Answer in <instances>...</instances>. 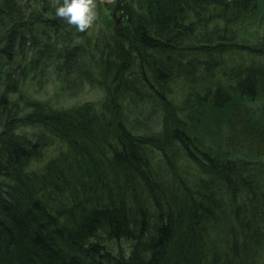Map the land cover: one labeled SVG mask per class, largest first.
I'll list each match as a JSON object with an SVG mask.
<instances>
[{
    "label": "trees",
    "instance_id": "obj_1",
    "mask_svg": "<svg viewBox=\"0 0 264 264\" xmlns=\"http://www.w3.org/2000/svg\"><path fill=\"white\" fill-rule=\"evenodd\" d=\"M262 5L119 0L120 26L85 50L112 99L62 109L18 102L16 93L28 67L56 64L61 75L93 80L80 61L84 45H70L78 34L55 16L54 0H0V264H264L260 170L216 160L264 157V63L238 70L234 84L186 96V125L185 111L165 97L174 74L193 83L212 77L218 53L235 45L223 25ZM39 46L44 55L30 53ZM124 93L128 103L154 96L158 107L130 117ZM200 122L214 138L207 149L190 136ZM52 139L64 150L42 163ZM179 155L208 178L190 184ZM208 226L227 227L222 248H204Z\"/></svg>",
    "mask_w": 264,
    "mask_h": 264
},
{
    "label": "rangeland",
    "instance_id": "obj_2",
    "mask_svg": "<svg viewBox=\"0 0 264 264\" xmlns=\"http://www.w3.org/2000/svg\"><path fill=\"white\" fill-rule=\"evenodd\" d=\"M104 1L106 0H95V9L98 16L96 24L85 33L78 34V36L74 37L70 42L71 46L74 42L82 43L84 45V54L80 56V61L83 63L84 67H87V69L92 72L91 75L93 80L86 79L87 76H85L84 73L79 77H77L78 75L73 76V71L70 72L71 74L68 76L64 74L61 75V72L57 71L56 64L45 69H41V66L38 65L34 70L29 69L28 67V74L22 78V81L18 85L16 99L17 97L22 96V98L17 99L18 102H47L54 108L61 107L62 109L87 103L98 108L104 99L111 97L113 86H111L108 91L109 95H106V85L103 82L99 69L95 67L93 68V64L90 62V56L85 54V50L89 51L95 49V45H99L105 38L109 37L114 28L113 26H120V24L114 25L118 19L121 20L118 12H112V8L116 7L115 0H111L107 4H105L106 2ZM113 13L115 16H113ZM223 27L226 31H230V36H232L231 42L235 45L231 48L227 46L225 51L218 53L220 56H217V62L220 61L221 64L213 68L214 66L211 63V69L208 72L212 77L206 78L202 81L195 80L196 83L188 81L182 73L178 75L174 74L169 77L166 84L167 93L165 94V97L167 101H169L168 104L175 107L178 111L184 110L186 96L188 99L192 97L195 99L197 95H204L206 91L205 89H208V87L215 88L216 86H226L228 83L234 84L239 76L236 74L238 70L243 71L246 66H249L250 64H256L259 62L264 63L263 5L259 8L257 13H251L242 23L237 21L231 24H224ZM244 45L247 47H244ZM100 46L102 45L100 44L99 47ZM36 49L37 48H33L30 50V53L33 55L34 52L36 55H39V53L40 55L45 54L44 49L41 46L38 47L37 52L35 51ZM29 57L30 56H28V58ZM49 62L50 61L46 60L44 62V60L41 59L38 63L39 65H42ZM230 75H234L236 78H231ZM188 76L190 75L188 74ZM193 78L195 79V77ZM149 79L153 80L156 84V79L153 75L149 76ZM126 97L127 95L124 93L120 98L123 102V106L126 105L124 108L127 109V114L128 111H130V117H134L136 114H139L140 117H147L149 113H153V109L157 108L159 104L154 96L151 95L150 98L143 97L142 101L136 99V97L129 98V103ZM131 103L136 104V107L133 108ZM26 110H28V108H26ZM184 111L185 112L180 113V116L183 117L186 125L189 119L187 116V109L185 108ZM155 118L156 116L154 115L152 120ZM206 129H209V123L204 122L202 124L200 122L195 125L190 132L193 142L202 148H209L214 139L213 135L206 134ZM29 130H32L31 127L26 128L25 131L27 134ZM145 149L146 152L147 150H150V148ZM60 150H64V146L60 145L56 140H50L49 145L42 150L43 158H41L40 162L45 163L47 159L49 160L58 154ZM157 151L158 150L156 149H152L151 152L154 155L153 158H156L159 161L163 158V155H158ZM210 152L212 153V151ZM176 159L178 160L177 164L180 171L187 177L190 184L208 178V175L202 173L197 166L185 156L179 155ZM216 160L220 163L227 161H233L235 163L245 162L246 166H249L248 168L260 170V177H262V184H264V157L256 158L247 153L236 152L231 156L218 157ZM37 164V162H34L33 166H36ZM217 185H221V183ZM226 229V226H222L220 229L212 228L210 226L205 230L202 228L201 235L203 231L205 233V237L203 236L204 248H209V250L210 248L212 250L222 248L226 238Z\"/></svg>",
    "mask_w": 264,
    "mask_h": 264
},
{
    "label": "clouds",
    "instance_id": "obj_3",
    "mask_svg": "<svg viewBox=\"0 0 264 264\" xmlns=\"http://www.w3.org/2000/svg\"><path fill=\"white\" fill-rule=\"evenodd\" d=\"M54 14L76 34H83L98 19L95 0H54Z\"/></svg>",
    "mask_w": 264,
    "mask_h": 264
},
{
    "label": "flooded vegetation",
    "instance_id": "obj_4",
    "mask_svg": "<svg viewBox=\"0 0 264 264\" xmlns=\"http://www.w3.org/2000/svg\"><path fill=\"white\" fill-rule=\"evenodd\" d=\"M111 0H109V1H107V2H110ZM115 5H116V9H117V11H118V8H119V0H115ZM114 9V7L112 8V10ZM120 18V17H119ZM120 22V19H118L117 20V22L116 23H119Z\"/></svg>",
    "mask_w": 264,
    "mask_h": 264
},
{
    "label": "water",
    "instance_id": "obj_5",
    "mask_svg": "<svg viewBox=\"0 0 264 264\" xmlns=\"http://www.w3.org/2000/svg\"><path fill=\"white\" fill-rule=\"evenodd\" d=\"M105 2L107 3V1H105ZM106 3H105V4H106ZM114 12H115V10H114ZM113 16H115V14H114V13H113Z\"/></svg>",
    "mask_w": 264,
    "mask_h": 264
}]
</instances>
